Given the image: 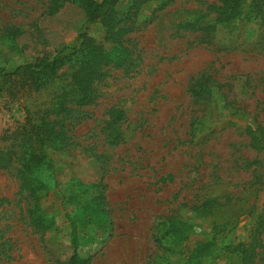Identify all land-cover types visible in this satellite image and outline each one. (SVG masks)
I'll use <instances>...</instances> for the list:
<instances>
[{
	"label": "rangeland",
	"instance_id": "obj_1",
	"mask_svg": "<svg viewBox=\"0 0 264 264\" xmlns=\"http://www.w3.org/2000/svg\"><path fill=\"white\" fill-rule=\"evenodd\" d=\"M224 1L144 0L129 15L136 0H119L121 46L72 2L0 0V67L69 53L82 34L115 59L94 101L66 100L69 113L53 105L74 58L0 96V150L31 148L23 132L42 117L68 136L45 147L54 167L35 190L20 161L0 167V264H184L201 245L213 254L199 264H264V5L248 23L215 25ZM114 109L125 116L111 128ZM36 205L50 229L34 224Z\"/></svg>",
	"mask_w": 264,
	"mask_h": 264
},
{
	"label": "trees",
	"instance_id": "obj_2",
	"mask_svg": "<svg viewBox=\"0 0 264 264\" xmlns=\"http://www.w3.org/2000/svg\"><path fill=\"white\" fill-rule=\"evenodd\" d=\"M52 9L58 10L65 2H72L83 9L87 21L90 23H101L106 39L122 46L120 37L126 33L127 27L124 22L123 13L117 8L119 0H52ZM144 0H136L128 10L129 15H135L139 9V4ZM168 1L163 3L165 6ZM264 0H225L223 5L217 7L216 23L232 22L240 20L250 22L259 16L262 11ZM205 16V15H204ZM201 21L190 23V26H197ZM215 25L209 24L208 28H214ZM202 27V25H201ZM62 50L56 53L53 57H38L34 62L19 64L14 70L10 71L4 67H0V96L10 87L24 86V84H32L38 87L57 76L69 61L75 59L76 71L74 80L71 83L70 89H64L61 95H58L55 100L54 111L57 113H69L70 107L67 106L66 100H70L74 105L86 106L92 103L95 99V91L93 89V80L97 78L100 67L115 62L112 55L106 52L104 46L98 44L89 35L82 34L78 45L69 49ZM125 55H119L116 60H125ZM110 127L119 123L125 116L123 109H114L111 112ZM48 117V116H47ZM26 134V143L32 142L31 148L27 147L17 152H4L0 150V167H9L13 160L20 161L22 165L21 173H23V182L28 190L34 189V182L39 180V174L45 169H53V160L45 151L47 145L58 144L60 148L68 145L67 134L65 131L57 129L51 121L42 117L40 122L32 123ZM114 141L120 139V132L112 133ZM2 151V152H1ZM16 154V155H13ZM18 155V157H17ZM16 157V158H15ZM33 222L43 230H48L54 225V220H49L46 217V212L41 210L39 205L32 209ZM75 230V226H74ZM174 232H181L180 228L165 229L164 235H160L158 231L157 241L161 240ZM76 234L74 233V238ZM1 240V238H0ZM3 245L4 243H0ZM199 246L192 255H190L184 264H199L201 257L213 254L211 249H203ZM76 255L71 259L75 262Z\"/></svg>",
	"mask_w": 264,
	"mask_h": 264
}]
</instances>
